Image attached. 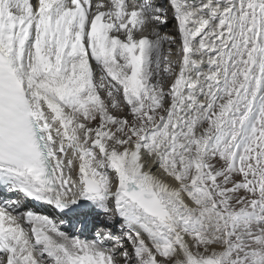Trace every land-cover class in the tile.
<instances>
[{
  "label": "snow or ice",
  "instance_id": "6c2138e0",
  "mask_svg": "<svg viewBox=\"0 0 264 264\" xmlns=\"http://www.w3.org/2000/svg\"><path fill=\"white\" fill-rule=\"evenodd\" d=\"M0 197V264H264V0H0Z\"/></svg>",
  "mask_w": 264,
  "mask_h": 264
},
{
  "label": "bare ground",
  "instance_id": "6f19581e",
  "mask_svg": "<svg viewBox=\"0 0 264 264\" xmlns=\"http://www.w3.org/2000/svg\"><path fill=\"white\" fill-rule=\"evenodd\" d=\"M161 2H164L163 0H161ZM165 4H166V2H165ZM151 29L149 28V31H150ZM160 31H161V33L162 34H164V33H167V34H170V35H177L178 36V34H177V32H176V25H175V22L172 20V12H171V9H169L168 10V25L166 26V27H161V29H160ZM145 34H148L147 32L145 33ZM167 47V46H166ZM179 47H180V45L179 44H177L176 46H175V49H174V52H178L179 51ZM178 57H177V55H173V57H172V59L173 60H175V59H177ZM170 85V83L167 81L166 83H165V88L167 89V87ZM116 114H118L119 115V113H116ZM35 203V202H34ZM38 204H41V209H42V207H44V209L46 210V212L45 213H41V214H43V215H48L49 213H52V209H54V206H47V205H44L42 202H37ZM30 205H33V203L32 204H30ZM40 211H42V210H40ZM39 214V213H38Z\"/></svg>",
  "mask_w": 264,
  "mask_h": 264
},
{
  "label": "rangeland",
  "instance_id": "374dc122",
  "mask_svg": "<svg viewBox=\"0 0 264 264\" xmlns=\"http://www.w3.org/2000/svg\"><path fill=\"white\" fill-rule=\"evenodd\" d=\"M168 82L171 84V80H168ZM52 216H53V219H55L57 216V213L55 215H52Z\"/></svg>",
  "mask_w": 264,
  "mask_h": 264
}]
</instances>
